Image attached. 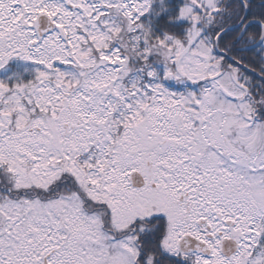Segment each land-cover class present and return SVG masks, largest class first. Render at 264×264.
<instances>
[{
	"label": "snow or ice",
	"instance_id": "6c2138e0",
	"mask_svg": "<svg viewBox=\"0 0 264 264\" xmlns=\"http://www.w3.org/2000/svg\"><path fill=\"white\" fill-rule=\"evenodd\" d=\"M0 264H264V0H0Z\"/></svg>",
	"mask_w": 264,
	"mask_h": 264
}]
</instances>
